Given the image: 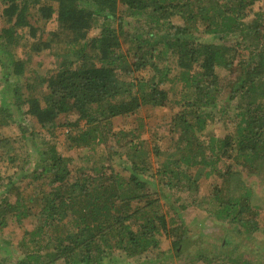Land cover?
Instances as JSON below:
<instances>
[{"label":"trees","instance_id":"16d2710c","mask_svg":"<svg viewBox=\"0 0 264 264\" xmlns=\"http://www.w3.org/2000/svg\"><path fill=\"white\" fill-rule=\"evenodd\" d=\"M259 2L0 0V129L16 132L0 134V163L7 164L0 167V264L176 255L186 239L181 214L190 207L230 226L225 250L231 233L241 242L264 234ZM42 56L57 66L31 70ZM145 106L171 109L167 136L141 123L142 131L114 128L115 118ZM215 124L220 134L213 136ZM57 128L66 129L76 157L61 155ZM8 225L20 233L5 235ZM216 258L250 264L224 252Z\"/></svg>","mask_w":264,"mask_h":264},{"label":"rangeland","instance_id":"374dc122","mask_svg":"<svg viewBox=\"0 0 264 264\" xmlns=\"http://www.w3.org/2000/svg\"><path fill=\"white\" fill-rule=\"evenodd\" d=\"M263 6L264 3L259 2L255 4L253 8H263ZM48 27H53V24L50 23ZM16 51L20 55H22V52H25V50H21V48H18ZM56 66V58L42 56L34 57L28 67L31 70L34 68H39L40 71L45 72L46 70L52 69ZM2 75L3 71H1L0 69V76ZM66 117L67 116H62L61 118L62 120H72L74 118L73 115H69L67 118ZM171 118L172 111L169 107L145 106L141 108L139 115L130 116L127 118H115L113 120V125L115 129L123 128L125 130L127 129L128 131H142V128L140 129L136 126L137 123H141L144 128L149 126L151 128H154L155 130H158V132L163 134L164 136H167L171 128ZM216 125L217 124H215L211 128H208L209 133L213 134V136H216V134H220V125ZM15 133L16 132L13 127H4L0 129V134L2 135V137H12L15 135ZM65 135V128H57L55 141L58 149L63 156L76 157L79 150L76 148H70L68 146V141L66 140ZM148 135V132L142 133L141 139H146ZM165 147L167 148L166 145ZM83 154L84 156L92 157L93 160L98 157V154L92 155L86 151L83 152ZM0 164L1 168H4L3 165L7 166L6 162ZM115 164L116 162L114 161V165ZM10 166H8V168L4 170L5 175L11 176V174L13 173L15 168H11ZM114 167L117 171L119 170L116 165ZM13 177L17 178V175H13ZM212 181L213 179L209 178L205 182L203 181V183L199 184L201 188L200 193L205 192L206 186L209 185ZM20 192L24 194L23 196L29 194L27 193V189H20ZM2 196L3 190L0 189V198ZM169 200L171 201V199ZM169 200L168 203L170 204ZM171 204H173V202ZM172 206L174 208V205ZM181 220L184 222V225L186 227V239L185 241H183L180 253L176 255L169 254L168 256L159 260H155L153 254H149L147 257L142 256L139 261H135L134 263L122 262L119 264H217L216 256L222 252H224V254L231 255L232 259L241 257L243 260L246 259L250 264H264V234L260 231L254 233L250 239L244 240L242 242L240 241L242 240L240 237H237L238 239H236L235 234H229V237H227L229 239V245H227V248L225 250L224 247H221V244L223 242L222 238L225 235V233L223 234V232H225V229L229 228L230 226L216 223V221L211 217L209 213L204 212L203 210H198L194 207H190L189 209L184 211L181 214ZM260 220H264V211L260 214ZM29 221V218L23 220V226L28 227ZM259 225L261 230H263L264 228L262 226V223H260ZM3 232L8 236H14L15 234L20 233L18 227L12 225H8ZM9 232L12 234H10ZM162 248H166V244H163ZM220 263H226V259H221Z\"/></svg>","mask_w":264,"mask_h":264}]
</instances>
